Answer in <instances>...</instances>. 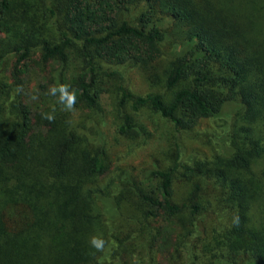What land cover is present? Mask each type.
Instances as JSON below:
<instances>
[{"label": "trees", "instance_id": "trees-1", "mask_svg": "<svg viewBox=\"0 0 264 264\" xmlns=\"http://www.w3.org/2000/svg\"><path fill=\"white\" fill-rule=\"evenodd\" d=\"M163 56V90L125 87ZM66 82L74 112L47 94ZM110 91L127 146L147 109L220 150L135 174L100 129ZM0 264H264V0H0Z\"/></svg>", "mask_w": 264, "mask_h": 264}, {"label": "rangeland", "instance_id": "rangeland-1", "mask_svg": "<svg viewBox=\"0 0 264 264\" xmlns=\"http://www.w3.org/2000/svg\"><path fill=\"white\" fill-rule=\"evenodd\" d=\"M139 9H133L128 19L137 16ZM170 24L169 20L164 23L165 26ZM170 26V25H169ZM171 37H176L171 35ZM167 56L159 64L153 67L141 69L139 66H124L121 70L124 73V84L127 89L137 95H143L151 91L163 90L159 65L164 64ZM78 64L73 61L70 63L67 71L68 82L77 72ZM31 91L36 89V84L41 82L40 73H32ZM66 82V83H68ZM27 87V85L25 86ZM106 86V90H107ZM32 91V93H33ZM105 114L104 124H100V129L106 134L109 145L112 147L114 159L118 160L124 167L133 168L134 173H139L142 167H155L168 164L169 160L176 155L179 150L184 157L196 154L198 158L211 156L218 153L219 147L209 139V123L201 122L194 129L187 132H175L171 124L161 118L159 114L143 109L138 115L137 120L148 130L149 137L144 142H138L134 145L127 146L125 141L116 138L114 118L112 116V106H114L113 93L106 92L102 94L99 102ZM119 142H118V141ZM183 186H177V192H183ZM163 258V257H162ZM161 258L162 262L164 260Z\"/></svg>", "mask_w": 264, "mask_h": 264}, {"label": "clouds", "instance_id": "clouds-1", "mask_svg": "<svg viewBox=\"0 0 264 264\" xmlns=\"http://www.w3.org/2000/svg\"><path fill=\"white\" fill-rule=\"evenodd\" d=\"M22 86H17L16 91L19 92ZM47 94L53 97H57V102L62 105V111L74 112L77 103V90L68 83H60L58 85H52L49 87ZM37 97H33L36 99ZM56 108L53 107L49 112L41 113L42 119H46L49 122L55 120ZM234 223L239 224V217L234 218ZM90 244L99 252H103L105 248V241L99 236H92L90 238Z\"/></svg>", "mask_w": 264, "mask_h": 264}]
</instances>
